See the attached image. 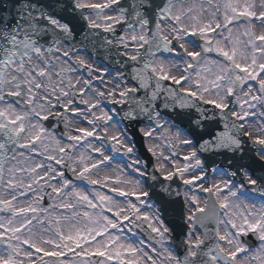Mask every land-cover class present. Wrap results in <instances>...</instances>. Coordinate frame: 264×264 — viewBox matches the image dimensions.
Wrapping results in <instances>:
<instances>
[{
  "label": "snow or ice",
  "instance_id": "obj_1",
  "mask_svg": "<svg viewBox=\"0 0 264 264\" xmlns=\"http://www.w3.org/2000/svg\"><path fill=\"white\" fill-rule=\"evenodd\" d=\"M0 264H264V0H0Z\"/></svg>",
  "mask_w": 264,
  "mask_h": 264
}]
</instances>
